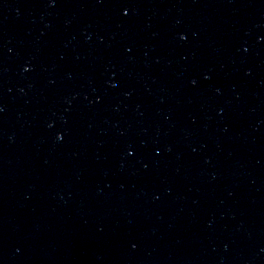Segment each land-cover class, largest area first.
<instances>
[{
    "label": "water",
    "instance_id": "water-1",
    "mask_svg": "<svg viewBox=\"0 0 264 264\" xmlns=\"http://www.w3.org/2000/svg\"><path fill=\"white\" fill-rule=\"evenodd\" d=\"M0 264H264V0H0Z\"/></svg>",
    "mask_w": 264,
    "mask_h": 264
}]
</instances>
